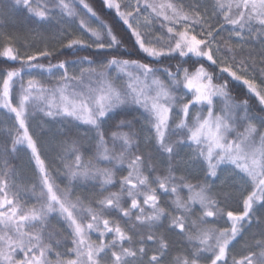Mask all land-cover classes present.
Returning a JSON list of instances; mask_svg holds the SVG:
<instances>
[{"label":"snow or ice","instance_id":"6c2138e0","mask_svg":"<svg viewBox=\"0 0 264 264\" xmlns=\"http://www.w3.org/2000/svg\"><path fill=\"white\" fill-rule=\"evenodd\" d=\"M8 10L55 34L21 46L6 30ZM0 19V57L19 65L0 68V115L14 118L0 126V264H264V0H0ZM120 24L150 60L121 58ZM87 49L104 58L78 55ZM128 109L139 110L166 172L140 151L144 129L119 119L106 130ZM37 114L70 126L53 133L51 163L29 128ZM79 125L90 153L73 134ZM22 147L36 167L29 183L12 163ZM184 147L202 162L203 181L176 174ZM90 182L99 186L92 197L74 195ZM227 188L240 192L242 211L230 209ZM249 230L237 258L234 244ZM165 233L184 241L182 252L170 255Z\"/></svg>","mask_w":264,"mask_h":264},{"label":"trees","instance_id":"16d2710c","mask_svg":"<svg viewBox=\"0 0 264 264\" xmlns=\"http://www.w3.org/2000/svg\"><path fill=\"white\" fill-rule=\"evenodd\" d=\"M101 2L102 0H93V4L96 7H99ZM8 11L10 12V15L7 17L8 26L6 30L18 33L20 35L21 46H23L24 43L27 42L29 44H32L34 47H42L43 46L42 40L39 39L38 37H35L34 33L41 32L43 35H46L49 37L55 34L51 30L45 32L41 28V26L38 25L34 20L29 21L28 19H26L27 17L26 11H23V10H17V11L8 10ZM4 22H5L4 19H0V24H3ZM53 23L55 25V28L57 29L60 28V25L55 24V22ZM122 27H123L122 24H120L118 26V31H117V35L122 36L125 41L124 44L119 48V54L121 58L140 59L145 62L150 60L149 57L145 56L144 53L139 51L138 47H135V48L133 47L134 40L128 38L130 34L124 35L119 30ZM224 35L227 36V33H224ZM64 51L67 52L70 50H64ZM109 51H114V50H109ZM78 55L79 56L92 55V57L97 60H101L104 58L102 55L96 54V50H93V49H87V50L81 51ZM60 58L61 59L66 58L69 60H73L76 57L75 56H61ZM44 62L47 63V61H44ZM168 62H170L173 65V67L175 66L176 61L172 60ZM204 63L206 65L208 64L207 61H204ZM8 66H19V65H18V62L14 63V62L8 61L4 57H0V68H4ZM185 66H188V65H185ZM27 71L28 70H25L26 73ZM31 71H32V75L37 76V78H41V79L47 78V73H45L43 77L39 75V71H40L39 69H34ZM216 71H218V69H216ZM28 78H29L28 75L24 76L25 81ZM231 87H232L233 94L238 97H243L244 93L246 92V89L244 88V86L239 84L238 82H233ZM17 90H18V86H17ZM252 101L254 104L258 103L255 101L254 97L252 98ZM119 119H127L129 121H132L135 130H141V129L145 130V131H141L140 137H139L140 151L143 152L146 157L149 154H151L153 157V162L155 163L158 171L161 173L166 172L167 166H168L167 158L164 157L163 154H157L156 148L153 143L146 142L145 137L147 135V125H146L145 120L140 116L139 110H133V109L125 110L124 114L121 117L114 118L112 121L109 122V125H106V130L108 127H114V125L118 122ZM13 123H14V120H13ZM4 124H6V121L3 117H1L0 126H3ZM69 127L70 126L67 124L53 123L52 121L47 120V118L46 119L42 118V120H39L38 118H33V119L30 118L29 120L30 131L38 141V145H39V149H40L42 157L45 158L47 161H49V163H51L55 155V152L53 148L48 145V140L51 141L52 135L56 131L58 130L64 131L68 129ZM86 127L87 126L85 125H79L78 131L75 128H73L72 131L75 136H79V138L81 139V142L83 144V147L86 153H90L92 150L91 145L94 144V141H90L88 139L89 134L84 131ZM125 130L127 131V129ZM91 135H94V133H92ZM59 138L60 137H58V139ZM6 142H8L7 135L0 133V151L3 150V147L5 146ZM43 142H46L47 145L43 146L42 145ZM182 151H183V148L179 150L178 155H177V160L180 161L181 163H180V167L177 169L176 174L177 175H181V174L187 175L188 179L194 184L203 181L205 179V174H204V171L201 170L202 162L193 160L194 162L193 163L192 161L187 159L186 154H184ZM12 163L15 166L17 170V174L22 180V182L29 183L35 180V177L37 175L35 163L31 158L30 151L26 147H22L17 154H14L12 158ZM52 172H53L56 182L60 185L61 188L65 187V185L68 184L67 177L62 175L60 172H58L54 167L52 168ZM126 174H127L126 168L122 172L117 171L116 177H115L116 184L114 187H111L110 189L111 191L119 190V180L121 178V175H126ZM153 175H155V173H153ZM91 183L92 182H90L88 185H77L74 195L92 197L95 192L99 191V186L97 184V186L93 188L91 186ZM220 189H221L220 181H217L215 185H213L212 191L215 193V192L220 191ZM224 190L229 191L231 193L230 204H229L230 209L234 211H242V200L240 199V192L232 191L230 188H227ZM161 195H162L161 203L166 205L168 201V197L163 194ZM219 198L221 201H223L224 200L223 194H221ZM258 214H264V210H260ZM225 220H226V215H225L224 220L219 221V225L223 226ZM166 224H167V221H165V225ZM53 227L55 228L60 227V225L57 224L56 220H53ZM253 230H249L248 232L244 234L243 237L239 238L238 242H235L232 252L237 256V258H239V256L243 253L244 241L250 237L251 232ZM165 234L171 244L170 255L174 256L177 253L182 252L184 241L179 239L176 235L172 233H165Z\"/></svg>","mask_w":264,"mask_h":264},{"label":"rangeland","instance_id":"374dc122","mask_svg":"<svg viewBox=\"0 0 264 264\" xmlns=\"http://www.w3.org/2000/svg\"><path fill=\"white\" fill-rule=\"evenodd\" d=\"M65 30H70V29H68L67 26H65ZM77 70H78V69H77ZM0 111H3V110H0ZM1 117H3V118L5 119V116H4V115H0V118H1ZM33 118H38L39 120H42V118H44V117H42L41 114H37L35 117H32L31 119H33ZM44 119H46V118H44ZM13 120H14V118H13L12 120H6V119H5L6 124H8V125H12V124H13ZM74 123H76V122H74ZM42 145L45 146V145H47V143H46V142H43ZM48 145L51 146V147L53 148V145L50 143V140H48ZM182 152H183L184 154H186L188 160H190V161L193 162L192 154H191V149L184 147ZM193 163H194V162H193ZM221 175H222V174H221Z\"/></svg>","mask_w":264,"mask_h":264}]
</instances>
